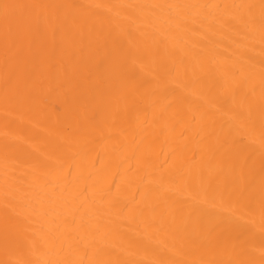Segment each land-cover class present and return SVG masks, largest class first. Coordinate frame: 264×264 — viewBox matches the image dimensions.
Instances as JSON below:
<instances>
[{
    "label": "bare ground",
    "instance_id": "obj_1",
    "mask_svg": "<svg viewBox=\"0 0 264 264\" xmlns=\"http://www.w3.org/2000/svg\"><path fill=\"white\" fill-rule=\"evenodd\" d=\"M0 264H264V0H0Z\"/></svg>",
    "mask_w": 264,
    "mask_h": 264
}]
</instances>
